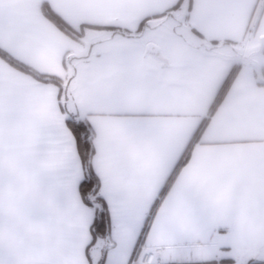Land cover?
Returning <instances> with one entry per match:
<instances>
[{
	"label": "crops",
	"instance_id": "1",
	"mask_svg": "<svg viewBox=\"0 0 264 264\" xmlns=\"http://www.w3.org/2000/svg\"><path fill=\"white\" fill-rule=\"evenodd\" d=\"M259 7L264 35V0H0V51L46 77L0 55V264H129L143 247L264 264V45L234 50ZM47 13L99 38L80 53ZM70 120L92 130L97 241Z\"/></svg>",
	"mask_w": 264,
	"mask_h": 264
},
{
	"label": "trees",
	"instance_id": "2",
	"mask_svg": "<svg viewBox=\"0 0 264 264\" xmlns=\"http://www.w3.org/2000/svg\"><path fill=\"white\" fill-rule=\"evenodd\" d=\"M47 17H49V19L55 22L59 26V28L63 30L66 34L76 39L74 34L75 30L73 28L65 26V24H63L56 16L52 14L47 13ZM0 55L7 61H9L11 64H13L15 67L34 74L26 66L11 60V58H9L5 53L0 51ZM233 73L234 70H232L225 83L221 87L219 91V98L226 91ZM36 76L39 78L46 79V77H42L40 75ZM68 124L74 133L77 150L83 167V178L80 182L79 190L83 201L90 208L93 215V221L91 224L92 239L93 241L101 240V238H104L108 234L109 219L106 206L100 194L99 182L92 170L91 165L93 156L92 130L85 120H70Z\"/></svg>",
	"mask_w": 264,
	"mask_h": 264
},
{
	"label": "rangeland",
	"instance_id": "3",
	"mask_svg": "<svg viewBox=\"0 0 264 264\" xmlns=\"http://www.w3.org/2000/svg\"><path fill=\"white\" fill-rule=\"evenodd\" d=\"M183 17L184 16L181 14L179 15L178 13H174L172 16L164 20V23L168 24L169 26L170 25L174 26L176 30L178 29L179 32H182L183 31L182 23L184 22ZM259 17H260L259 13L256 12L255 14H253L251 19V25L249 28V33L247 34L246 39L241 45H239V47H236L234 49L236 50L237 58L241 61H246L248 57L257 54L262 49L261 45H264V35L256 30L257 21ZM144 28L145 26H143L142 28L143 30L142 33H139L141 37L143 36L147 37V35H143ZM77 32H82V34H79L78 36ZM74 34L76 37L81 38L84 41L81 45L82 50L80 53H82V51L86 52V47L88 42L94 41L95 39L99 38L98 35L88 34V32L85 31L84 27H81L78 30H76Z\"/></svg>",
	"mask_w": 264,
	"mask_h": 264
},
{
	"label": "built area",
	"instance_id": "4",
	"mask_svg": "<svg viewBox=\"0 0 264 264\" xmlns=\"http://www.w3.org/2000/svg\"><path fill=\"white\" fill-rule=\"evenodd\" d=\"M259 12L260 7L257 9V13ZM129 264H164V260L155 249L143 247L141 252L131 259Z\"/></svg>",
	"mask_w": 264,
	"mask_h": 264
}]
</instances>
